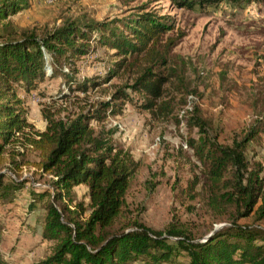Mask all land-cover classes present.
<instances>
[{"label":"trees","instance_id":"obj_1","mask_svg":"<svg viewBox=\"0 0 264 264\" xmlns=\"http://www.w3.org/2000/svg\"><path fill=\"white\" fill-rule=\"evenodd\" d=\"M167 1L182 10L221 2ZM27 8V0H0V204L12 202L25 185L26 210L42 204L39 242L53 246L36 264H180L181 255L185 264H264V163L251 164L244 155L253 132L221 145L204 135L199 118L188 120L189 128L200 134L197 140L189 138L187 146L205 169L201 185L205 207L213 224L224 221L221 228H210L202 240L193 241L189 234L176 230L161 234L123 217L135 163L127 150L111 142L112 130L95 132L92 125L119 115L129 99L127 90L143 97L139 107L151 118L168 114V103L162 99L171 75L163 76L161 71L180 39L170 35L172 19L143 7L123 20L77 18L37 33L33 28L16 29L7 21ZM96 46L112 52L117 60L100 83L94 78L77 80L76 62ZM131 69L132 84L117 88L91 110L62 117L50 111L56 101L89 93ZM51 79H60V88L47 103H40L44 128L36 131L27 121L26 98ZM37 95L43 97L41 92ZM26 153L34 160H25ZM24 170L30 172V179L22 178ZM196 183L191 182L189 190ZM81 186L85 192L78 196L75 189ZM0 264L10 263L0 254Z\"/></svg>","mask_w":264,"mask_h":264},{"label":"rangeland","instance_id":"obj_2","mask_svg":"<svg viewBox=\"0 0 264 264\" xmlns=\"http://www.w3.org/2000/svg\"><path fill=\"white\" fill-rule=\"evenodd\" d=\"M27 2V9L7 21L16 29L33 28L37 33L77 18L123 20L143 7L172 19L174 29L170 35L180 39L161 71L163 76L171 75L162 99L168 103V114L151 118L139 107L143 97L127 90L129 99L119 115L108 116L92 128L95 132L112 130L111 142L127 150L135 163L124 197V218L161 234L169 230L189 234L193 241L202 240L208 229L225 225L224 221L213 224L205 207L201 188L206 180L205 169L187 146L189 138L197 140L200 134L187 124L196 116L205 126L204 135L221 145L253 132L245 158L251 164L264 163V1L231 4L221 0L216 6L192 10L173 8L167 0ZM110 54L96 46L76 62L75 78H94L100 83L106 69L117 60ZM133 72L120 73L89 93H75L65 102L56 101L50 111L62 117L91 110L97 103L106 102L117 88L130 86ZM59 88L60 79L46 80L27 96V119L34 130L44 125L40 103H47ZM24 159L33 161L34 155L26 153ZM21 175L31 176L28 170ZM193 181L197 183L189 190ZM27 192L25 185L12 202L0 204V254L10 264H36L53 246L52 242H39L44 210L42 204L33 211L26 210ZM84 192L82 186L75 189L78 196ZM168 240L174 242L171 237ZM177 260L180 264L186 262L182 255Z\"/></svg>","mask_w":264,"mask_h":264},{"label":"built area","instance_id":"obj_3","mask_svg":"<svg viewBox=\"0 0 264 264\" xmlns=\"http://www.w3.org/2000/svg\"><path fill=\"white\" fill-rule=\"evenodd\" d=\"M59 0H45L46 3H53ZM66 71V70H65ZM33 187H39V184H32Z\"/></svg>","mask_w":264,"mask_h":264},{"label":"crops","instance_id":"obj_4","mask_svg":"<svg viewBox=\"0 0 264 264\" xmlns=\"http://www.w3.org/2000/svg\"><path fill=\"white\" fill-rule=\"evenodd\" d=\"M27 121L29 122V120L27 119ZM43 128H44V125L42 126V129H40L39 131H42L43 130Z\"/></svg>","mask_w":264,"mask_h":264}]
</instances>
